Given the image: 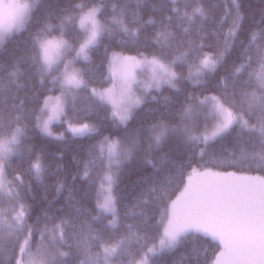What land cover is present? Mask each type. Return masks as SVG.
<instances>
[{"label": "snow or ice", "instance_id": "1", "mask_svg": "<svg viewBox=\"0 0 264 264\" xmlns=\"http://www.w3.org/2000/svg\"><path fill=\"white\" fill-rule=\"evenodd\" d=\"M0 264H264V0H0Z\"/></svg>", "mask_w": 264, "mask_h": 264}, {"label": "trees", "instance_id": "2", "mask_svg": "<svg viewBox=\"0 0 264 264\" xmlns=\"http://www.w3.org/2000/svg\"><path fill=\"white\" fill-rule=\"evenodd\" d=\"M132 179H134V177H132ZM125 182L127 183V180ZM190 243H192V242L190 241Z\"/></svg>", "mask_w": 264, "mask_h": 264}]
</instances>
